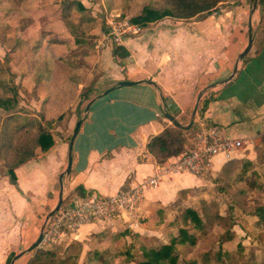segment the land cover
<instances>
[{
  "label": "crops",
  "instance_id": "0c3cea01",
  "mask_svg": "<svg viewBox=\"0 0 264 264\" xmlns=\"http://www.w3.org/2000/svg\"><path fill=\"white\" fill-rule=\"evenodd\" d=\"M77 1L91 17L87 21L78 9L70 10L73 24L84 27L77 37L65 25L62 0L0 4V28L7 26L4 40L21 45L11 50L1 39L0 53L9 54L15 83L22 87L19 94L25 96L22 102L51 122L54 139L48 150L36 148L34 158L15 168V184L7 175L0 182V264L9 258L10 264L29 263L38 244L29 248L60 199L67 204L90 194L112 195L150 176L160 163L147 144L173 125L167 115L189 128L187 147L202 127H216L227 137H246L252 143L214 155L206 173H171L156 187H146L136 226L121 216L83 224L52 249L69 252L78 243V263L89 264L87 253L112 237L166 242L189 195L212 190L213 179L225 176L229 168L241 164L245 170V164H255L257 147L264 145V8H253L254 0H227L192 18L165 17L138 25L137 33L119 45L107 37V19L117 13L130 19L133 15L126 12L132 8L118 11L102 0ZM250 38L248 51L240 57ZM114 46H121L127 56H115ZM78 109L81 115L72 133L77 121L82 122L71 146L70 172L65 173L72 137L66 132ZM63 113L69 118L57 122ZM78 186L84 195L76 192Z\"/></svg>",
  "mask_w": 264,
  "mask_h": 264
},
{
  "label": "rangeland",
  "instance_id": "374dc122",
  "mask_svg": "<svg viewBox=\"0 0 264 264\" xmlns=\"http://www.w3.org/2000/svg\"><path fill=\"white\" fill-rule=\"evenodd\" d=\"M14 1V0H12ZM105 7H114L118 11L125 7L132 12H126L128 15H138L141 13L142 7L145 5L162 6L160 0H102ZM7 0H0V4H5ZM98 13V12H97ZM125 13V12H124ZM131 13V14H130ZM130 16V17H133ZM106 19L99 20L97 25V33H99V25H105ZM2 29L0 28V32ZM3 31H7L6 28ZM7 47L21 46L15 43H6L2 35L0 40ZM2 45V44H1ZM25 46V45H22ZM29 44L24 50H29ZM7 55L0 53V66L5 65ZM6 77V75H0ZM18 88L22 90L21 86ZM33 93H28L33 96ZM10 94V93H9ZM35 94V93H34ZM8 94H6L7 96ZM18 101L16 107L6 110L0 107V117L4 124L0 127V136L3 132L7 115L19 113L21 117H27L28 120L36 119L43 120L41 112L26 106L22 100L25 96L18 93ZM80 109L73 117V121L68 128V137L72 133L71 129L74 120L79 117ZM70 114L66 117L69 118ZM15 118L7 126H15L22 122V118ZM63 117V118H65ZM67 120V119H66ZM58 122V120H57ZM14 123V124H12ZM17 123V124H15ZM62 125L67 126V121ZM61 125V126H62ZM4 129V130H3ZM3 130V131H2ZM21 131L14 135V142L19 136H22ZM264 145L257 147L258 157L255 164H245L244 169L241 164L238 168H229L225 175L224 182H220L223 191H218L215 186L212 190L206 191V194L193 193L189 195L188 203L183 208L178 210L177 220L174 229L166 236V242H161L152 239H144L137 236L119 239L118 237L110 238L107 244H100L99 248L103 249L100 257H95V260L88 261L89 264H139L141 261H146L145 251L159 250L162 245L171 243V251L169 257L159 259L157 264H264V223L261 222L254 211L257 207L264 206ZM3 153V152H2ZM1 154V153H0ZM2 156V154H1ZM6 177V167L3 159L0 158V182ZM3 190V189H2ZM4 191V190H3ZM204 200V201H203ZM192 207L205 217V212L209 216H214L219 213L225 217H229L232 225L230 226V235L224 234L225 228L219 223H207L205 220L202 226L196 228L190 218L184 220L185 208ZM180 229H185L189 233L195 232V244H191L187 239L182 241L179 235ZM229 235L230 238H227ZM156 239V238H155ZM71 251L67 252L63 248H56V257L65 258L66 264H85L80 260L78 263L79 247L73 243ZM220 257L217 259V257ZM219 260V261H218ZM7 264H10V258Z\"/></svg>",
  "mask_w": 264,
  "mask_h": 264
},
{
  "label": "trees",
  "instance_id": "16d2710c",
  "mask_svg": "<svg viewBox=\"0 0 264 264\" xmlns=\"http://www.w3.org/2000/svg\"><path fill=\"white\" fill-rule=\"evenodd\" d=\"M64 2L65 13L63 15V20L67 28L71 31V33L77 37L79 32H83V26H76L73 24L72 20L69 18L70 10L72 8H76L82 12L83 16L87 18V21L91 20L89 15H86V8L77 1V0H62ZM162 6H152L145 5L141 9V13L135 15L130 18V21L139 26H146L150 22L161 20L165 17L172 18H181L188 19L196 16L200 13L210 12L215 9L219 4L227 1V0H160ZM258 4L260 7L264 8V0H259ZM94 20V19H93ZM92 20V21H93ZM6 28V24H4L3 29ZM7 31L2 32V37L5 38V33ZM78 41V39L76 38ZM15 43V42H14ZM19 45L20 43L17 42ZM18 47V46H17ZM17 47L11 46V50H14ZM8 54V53H7ZM113 54L115 56H119L124 58L127 56V51L122 49L121 46H114ZM5 65L0 66V75H6V77L0 76V107L6 109L7 111L16 107L19 103L18 101V93L19 88L15 83V74L11 71L9 66V57L7 55V59L5 61ZM10 93V94H9ZM6 94H8L6 96ZM66 113L61 114L57 120H61ZM21 115L19 113L7 115L4 120L6 123H10L15 118H20ZM22 122L15 126H7L5 123L4 129L7 131L3 132L0 136V158L3 159L6 167V175L8 176L11 183L15 184L16 175L15 168L19 165L25 163L26 161L35 157L36 148H40L42 151L48 150L54 143L53 136L50 132L51 122L49 121H38L34 119L28 120L27 117H21ZM4 124L1 121L0 117V127ZM14 124V123H12ZM2 128V127H1ZM3 129V130H4ZM189 128L181 127L180 125H171L165 127L161 132L154 135L147 144V149L153 158L158 163H163L168 158L177 156L181 153L187 152L191 145L187 147V133ZM2 130V131H3ZM23 132L22 136H19L17 141L14 142V135L16 132ZM192 144V143H191ZM264 144V140H263ZM3 152V153H2ZM224 178L220 177L217 179H213L215 187L218 191H223L222 185H219L220 182H224ZM76 192L81 195L85 194L84 189L81 186L76 188ZM204 201V200H203ZM185 218L189 217L192 224L199 228L202 226L204 220L207 223L217 222L221 226L225 228L224 234L230 233V226L232 222L229 217H225L219 213H216L214 216H209L208 213L205 212V217L202 213H199L195 210V208L187 207L185 208ZM261 222L264 223V206L257 207L254 211ZM179 235L182 237V241L186 239L191 243L195 244V232L189 233L185 229H180ZM230 235V234H229ZM229 235L227 238H230ZM73 245V244H72ZM79 247L81 245L75 243ZM72 248V246H71ZM70 248V249H71ZM171 243L167 245H162L159 250H149L145 251L144 254L146 256V261H141L139 264H157L159 259H164L169 257V253L171 251ZM104 249V248H103ZM103 249L99 250L95 249L90 251L85 256V261L88 262L91 260H95L94 258L100 257ZM71 251V250H70ZM69 251V252H70ZM79 251L76 256L79 255ZM95 256V257H94ZM220 257L218 256L217 259ZM65 258H57L56 251L52 248H36L34 254L29 261L28 264H66ZM219 261V260H218Z\"/></svg>",
  "mask_w": 264,
  "mask_h": 264
},
{
  "label": "built area",
  "instance_id": "2783aa9c",
  "mask_svg": "<svg viewBox=\"0 0 264 264\" xmlns=\"http://www.w3.org/2000/svg\"><path fill=\"white\" fill-rule=\"evenodd\" d=\"M139 26L120 13L107 19V37L119 45L125 36L137 33ZM264 132V115L262 116ZM252 143L246 137H227L216 127L200 128L194 133L192 145L172 161L157 164L154 172L141 182L112 195L90 194L75 199L72 203L61 204L46 216L38 248H53L62 238L75 231L80 225L104 221L111 222L117 216L133 222L139 220V209L146 187H156L167 174L189 172L195 175L206 173L210 159L218 153H230Z\"/></svg>",
  "mask_w": 264,
  "mask_h": 264
},
{
  "label": "water",
  "instance_id": "95a60500",
  "mask_svg": "<svg viewBox=\"0 0 264 264\" xmlns=\"http://www.w3.org/2000/svg\"><path fill=\"white\" fill-rule=\"evenodd\" d=\"M258 2H259V0H254V1H253V8H255V7L257 6ZM250 45H251V38L249 39V43H248L246 49L240 54V57H243V56H244V54L248 51ZM133 83H134L133 81H119L118 84H119V85H124V84H133ZM86 109H87V110L89 109V105H87ZM167 116L171 119V121H172V123H173L174 125H180V124H179V123H178V122H177V121H176L171 115H167ZM192 120H193V117H192L191 120H190V124L192 123ZM81 122H82V119H80V120L77 121V123H76V125H75V127H74V130H73V133H72V137H71V139H70V144H69V150H70V151H69V155H68V164H67V168H66V170H65V173H69V172H70V168H71V146H72V143H73L74 137H75V135L77 134V131H78V128H79ZM63 174H64V173H61L60 176H59V181H60V183H62V177H63ZM60 204H61V199H60V201L58 202V204L56 205V207L54 208V210H55ZM40 239H41V235H39L38 239L36 240V242H35L34 244L31 245V247L29 248V250H32V249H33V248L39 243Z\"/></svg>",
  "mask_w": 264,
  "mask_h": 264
}]
</instances>
